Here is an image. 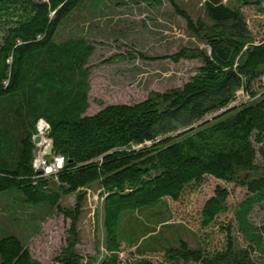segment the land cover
I'll use <instances>...</instances> for the list:
<instances>
[{
    "label": "rangeland",
    "instance_id": "374dc122",
    "mask_svg": "<svg viewBox=\"0 0 264 264\" xmlns=\"http://www.w3.org/2000/svg\"><path fill=\"white\" fill-rule=\"evenodd\" d=\"M222 2L243 14L253 43L264 44V0ZM209 7L210 0H83L61 22L49 45L29 58L21 89L0 101V155L7 163H13L21 140L33 134L35 142L41 134V142H35L34 167L41 176L57 175L65 169L66 157L53 151V161L47 162L45 153L52 143L47 117L55 109L63 115H76L87 104L82 116L95 115L107 105L135 104L153 91L165 92L192 80L203 62H176L170 56L184 47L210 52L206 40L189 30L184 16L186 13L195 22L203 20L212 25ZM21 15V11L0 14V46L7 29ZM81 68L89 74L86 99L78 89L69 91L68 81L58 83L60 88L53 87V75L78 80ZM262 99L264 75L252 84L250 91L238 90L230 105L167 136L191 131V138L200 142L209 127L233 120L244 107ZM72 104L76 110L70 109ZM37 116L38 121H34ZM42 123L46 132L40 129ZM212 142L216 148L229 144L233 153H240L239 140H230L227 135L215 136ZM249 142L255 153L254 163L264 166V142H257L253 135ZM152 144L135 145L134 149ZM53 182L56 189L62 187L57 176ZM217 183L209 178L200 188H187L178 200L167 195L148 202L120 197L111 214L106 209V199L118 190H107L100 180L63 194L60 208L29 206L21 193H3L0 239L18 236L43 264H60L57 257L72 241L76 242L80 264H227L224 258L237 255L247 258L250 264H264V253L245 237L232 211L220 216L208 229L202 228L201 210ZM121 193H129L128 187ZM245 194L246 189L234 188L231 201L236 203ZM71 215L76 218V240L71 233ZM250 218L258 226L264 224V202L255 206ZM111 235L120 243L117 258L108 251ZM219 257L223 261H215Z\"/></svg>",
    "mask_w": 264,
    "mask_h": 264
},
{
    "label": "trees",
    "instance_id": "16d2710c",
    "mask_svg": "<svg viewBox=\"0 0 264 264\" xmlns=\"http://www.w3.org/2000/svg\"><path fill=\"white\" fill-rule=\"evenodd\" d=\"M82 1L0 0V14L22 12L20 19L7 29L0 46V101L21 89L29 58L49 45L61 22ZM184 16L189 30L210 47V52L184 47L170 56L176 62L182 59L203 62L192 80L165 92L153 91L135 104L107 105L95 115L82 116L87 104L76 115H63L55 109L47 117L48 137L53 151L66 157L65 169L50 177L39 175L34 167L37 146L33 134H27L13 163H7L0 155V194L21 193L29 206L60 208L63 194L100 180L107 190H118L106 199V209L111 214L118 198L148 202L167 195L178 200L187 188H200L213 178L219 183L202 207V228L208 229L220 216L232 211L245 237L257 251L264 253V224L258 226L250 218L255 206L264 202V166L254 163L255 153L249 144L252 135L257 142H264V99L244 107L233 120L209 127L200 142L191 138V131L167 136L230 105L238 90L250 91L252 84L264 75V44L253 43L243 14L222 0H210L212 25L203 20L195 22L186 13ZM81 70L78 80L53 75L56 79L53 87L60 88L58 83L68 81L66 88L78 89L86 99L89 74L87 69ZM70 109L76 110L74 104ZM219 135L239 140L240 153H233L225 143L216 148L212 138ZM147 142L153 144L134 149L135 145ZM261 152L264 156V149ZM256 172L259 173L255 175ZM56 176L64 188H55ZM126 187L129 193H121ZM237 187L246 189V194L233 203L231 198ZM71 217V233L76 240V218ZM75 243L72 241L57 257L60 264H80ZM108 251L113 258L120 253L115 235L108 239ZM224 260L227 264H250L239 255ZM0 264L43 263L32 255L21 238L6 235L0 239Z\"/></svg>",
    "mask_w": 264,
    "mask_h": 264
},
{
    "label": "water",
    "instance_id": "95a60500",
    "mask_svg": "<svg viewBox=\"0 0 264 264\" xmlns=\"http://www.w3.org/2000/svg\"><path fill=\"white\" fill-rule=\"evenodd\" d=\"M46 131H47V127H44L42 132H46ZM42 139H43V137L40 134V135H38L36 137L35 142L36 143H40ZM45 153H46V161L47 162H52L53 161V144L52 143L48 144ZM61 186L64 187V184H62Z\"/></svg>",
    "mask_w": 264,
    "mask_h": 264
},
{
    "label": "bare ground",
    "instance_id": "6f19581e",
    "mask_svg": "<svg viewBox=\"0 0 264 264\" xmlns=\"http://www.w3.org/2000/svg\"><path fill=\"white\" fill-rule=\"evenodd\" d=\"M44 127H46L43 123L42 124H40V129H43ZM43 131V130H42ZM42 159V158H41ZM42 161V160H41ZM43 162V161H42ZM51 166V165H50ZM48 170L50 171L51 170V168H48Z\"/></svg>",
    "mask_w": 264,
    "mask_h": 264
}]
</instances>
